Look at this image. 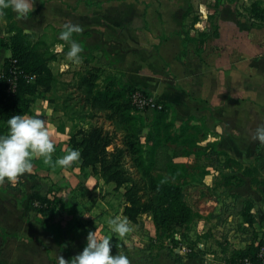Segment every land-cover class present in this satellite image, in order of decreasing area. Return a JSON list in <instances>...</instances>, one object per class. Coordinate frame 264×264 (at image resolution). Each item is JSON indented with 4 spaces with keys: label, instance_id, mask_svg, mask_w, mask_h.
<instances>
[{
    "label": "crops",
    "instance_id": "obj_1",
    "mask_svg": "<svg viewBox=\"0 0 264 264\" xmlns=\"http://www.w3.org/2000/svg\"><path fill=\"white\" fill-rule=\"evenodd\" d=\"M119 1L35 0L32 14L19 21L26 23L34 19L43 27L54 23L50 21L58 14L60 27L68 23L82 27L90 17L77 8L79 3L82 8L101 10ZM150 9L144 6L142 19L125 29L104 23L97 45L122 63L125 81L144 89L156 103H170L176 117L201 112L211 127L210 141L216 142L225 154L222 158L235 163L233 170L243 181L232 182L224 176L218 198L220 210L209 211L204 216L200 232L203 243L196 241L206 248L196 255L205 261L203 264L230 263L253 240L254 246L264 240V143L253 139L254 129L264 125V25H251L237 16L234 5L225 4L217 16V36L206 40L197 52L194 42L183 41L178 35L184 24L182 13L178 22L167 19L166 11L158 10V6ZM52 12L57 13L53 16ZM17 21L11 9L5 10L0 16V37L6 39L8 26L14 24L29 32ZM199 24L195 28L203 31L208 28L206 22L201 28ZM189 33L193 39L197 38L194 30ZM64 46L57 37L54 47ZM9 57V49H0V72ZM62 131L63 127L59 126V132ZM220 170L227 173L230 167ZM13 190L19 193L16 188L0 185V232L12 240L3 244L0 235V263H55L52 253H57L53 249L58 244L45 229L44 220H39L38 212L30 207V196H13ZM34 193L40 194L37 189H31L30 195ZM209 196L208 205L212 207L217 203L214 195ZM245 206H250L254 214L252 228L243 222L241 211ZM239 227L243 233H238ZM214 244H218L217 253L212 252ZM19 245L24 247L19 249Z\"/></svg>",
    "mask_w": 264,
    "mask_h": 264
},
{
    "label": "trees",
    "instance_id": "obj_2",
    "mask_svg": "<svg viewBox=\"0 0 264 264\" xmlns=\"http://www.w3.org/2000/svg\"><path fill=\"white\" fill-rule=\"evenodd\" d=\"M235 1L213 0L212 4L208 0L199 1V4L213 9L208 12L206 21L214 23L209 22V27L203 31L195 28L201 18L192 13V0H186L182 12L183 29L186 20L194 14L187 30H194L197 38L189 36L186 41L194 42L197 52L206 40L217 36L216 20L222 6ZM243 10L245 16L237 9L238 17L255 27L264 25V0H250ZM6 32L9 33L6 39L0 37V49L10 51V57L4 60L0 72V134L7 131L9 117L31 115L37 100H48L47 95L60 90V110L72 122L68 145L69 149L80 152V172L85 174L88 170L105 184H113L115 190L123 189L122 216L135 225L142 216H147L158 240L181 263L184 257L175 253L179 243L177 233L190 226L199 213L188 194L194 185V177L186 164L178 160L202 156L206 161L202 165L217 170L225 154L218 149L216 142L207 141L200 145L198 137L191 132L195 126H189L193 115H189L183 125H177L176 111L170 103L159 102L154 107L139 108L133 102V95L140 92L149 97L150 94L114 74L105 76L100 84L99 69L88 65L71 81L60 82L50 66L57 58L56 54H51L50 47H43V42L34 41L13 25H9ZM97 49L109 65L122 64L104 48L98 46ZM98 117L108 122L112 130L99 124ZM29 205L38 212L39 220H44V227L55 242L63 246V234L71 219L68 204L56 196L34 193ZM241 215L243 222L252 228L254 214L250 206L243 207ZM178 237L183 242L185 236ZM258 245L254 246L253 240L237 252L234 259L255 258Z\"/></svg>",
    "mask_w": 264,
    "mask_h": 264
},
{
    "label": "rangeland",
    "instance_id": "obj_3",
    "mask_svg": "<svg viewBox=\"0 0 264 264\" xmlns=\"http://www.w3.org/2000/svg\"><path fill=\"white\" fill-rule=\"evenodd\" d=\"M199 1L202 0H192V13L199 14L201 18V24L198 25L199 28L203 27L205 22L209 27V24L214 22L206 21L205 16H207L208 12L213 11V9H209L207 5L199 4ZM212 2L213 0H208V3L212 4ZM248 3H250V0H236L229 4L234 5L238 11L242 12L245 16V10L243 9L248 6ZM80 4L81 3L78 4L77 8L81 10L82 14L89 16L90 21L82 26L83 33H74L72 37L75 41L79 43L83 42L87 46L81 54L82 62L79 64L72 63L68 60L67 52L69 51V44L63 41L65 45L63 49L54 47V42L57 40V37H59L60 32L64 30V28L59 25V15L56 14L57 12H52V15L56 14V16L55 19L50 21H53L55 24L51 23L42 27L41 24H37L34 19H30L29 22L26 23L19 20L17 22L30 32L24 33L30 35L36 42H43V47H50L51 54L57 55L56 60L51 64V68L60 82L71 81L73 76L80 69L86 68L89 65L90 67L99 69V83L101 84L105 76L109 74H114L125 81V69L122 64L109 65L102 57L101 52L97 49L99 46L97 45V42H99L97 40L100 38L102 31L101 26L104 25V23H114V27H124L123 29L127 26L129 27L130 24L134 26V22L142 19L144 6L151 8L150 10H154V8L158 6V10L161 9L166 11L167 19L173 21L177 20L179 22L181 13L186 7V0H121L108 4L105 9L101 10L82 8ZM35 14L37 15V13ZM194 14L191 16H194ZM191 16L186 20V28L178 33V35L182 36V39L185 38L183 41H186L190 36L187 28ZM91 19H93V21ZM13 26L19 28L16 24ZM137 71L138 70H135L136 73ZM61 95L62 92L59 90L56 93L47 95L46 98L48 100H37L33 105L32 114L28 115L35 116L39 114L45 120L51 141L56 149L52 154L53 161L65 155L69 150L68 137L71 133L72 122L60 110ZM191 114L193 115V119L190 121L191 125L189 126H195L191 132H194L195 136L198 137L200 141L199 144L204 145L207 141L211 140L208 135H211L212 131H210L211 127L208 125L206 117H204L201 112H192L186 117L185 115H177V125H183L187 117ZM97 121L106 129L112 130L113 127L101 117H98ZM59 126L63 127V133L59 132ZM176 129L178 130V127ZM178 161L185 163L188 172L194 177V185L189 188L188 194L191 204H195L193 206L199 213V217H197L190 226L177 233L178 236H185L182 237L183 242L179 240L178 245L184 244L193 249L190 253L192 254L191 257H185L183 264L186 262L193 263V261L203 264L205 261L198 258V256L203 252L202 250L206 248L204 247V249L195 242L199 240L200 243H203L200 232L204 224V216L208 214L209 211L216 212L220 210L218 198L221 192L220 184L224 180V176H227V179H232V182L243 180L236 175V172L233 170L235 165L227 158H221L217 167L218 172H216L217 170L212 166V169H209L210 167L202 165L203 162L204 164L206 162L202 156L196 159L193 157L190 159L180 158ZM224 164L230 167L227 173L220 170V167ZM4 184L7 187L16 188V190L19 191V193H15V190H13V196H31V189H37L40 194L56 196L68 204V214L71 216V219L63 234V246L56 245L53 249L56 250L57 253H52L55 263L53 261L51 264H59V262H56L59 256L68 260L81 252L86 246V237L90 231H96L98 236H113L111 254L114 255L122 252L128 256L131 264H179L170 252V249L166 248L165 245L162 244V241L158 240L151 220L147 216H142L139 224L135 225L130 223L132 231L124 238H119L111 233L107 223L108 220L114 217L124 219L122 216L123 189L115 190L113 184H105L99 177L89 174L88 170L85 174L81 173L78 161L70 168H63L47 165L43 162L42 158L35 157L32 160V171L30 173H26L12 182L5 181ZM210 194L215 196L214 201L217 203L216 205H212V207L208 205ZM239 231L243 233L241 227L238 228V233ZM0 235L3 239V244L7 240L8 243L12 241L11 239L9 240L4 233L0 232ZM216 242H219V240ZM23 247L24 245H19V249ZM211 249L213 250L212 252L217 253V250H219L218 244H214ZM196 255L198 256L196 257ZM212 262L215 263L213 260ZM222 263L228 262H217V264Z\"/></svg>",
    "mask_w": 264,
    "mask_h": 264
},
{
    "label": "clouds",
    "instance_id": "obj_4",
    "mask_svg": "<svg viewBox=\"0 0 264 264\" xmlns=\"http://www.w3.org/2000/svg\"><path fill=\"white\" fill-rule=\"evenodd\" d=\"M35 0H0V16L5 10L11 9L18 20L27 19L34 10ZM79 24L68 23L60 32L59 39L70 45L67 58L70 62H82L81 54L84 47L75 41L73 34L81 33ZM7 131L0 134V185L5 181L12 182L20 176L32 171V160L35 157L51 166L70 168L80 160V152L69 149L65 155L53 161L52 154L55 145L51 141L45 120L39 115H12L7 119ZM253 139L264 143V125H258L253 131ZM111 233L124 238L132 231L130 222L124 218L114 217L108 220ZM112 237L98 236L96 231H90L86 237V246L81 252L65 260L59 256V264H131L124 253L111 254Z\"/></svg>",
    "mask_w": 264,
    "mask_h": 264
},
{
    "label": "built area",
    "instance_id": "obj_5",
    "mask_svg": "<svg viewBox=\"0 0 264 264\" xmlns=\"http://www.w3.org/2000/svg\"><path fill=\"white\" fill-rule=\"evenodd\" d=\"M13 87V84H12ZM133 102L139 107L144 108L146 106L154 107L157 103L154 102L150 97L141 94L140 92H136L133 95ZM178 240L179 237H176ZM193 251V249L187 247L184 244H180L175 248V253L182 255L183 257L187 256ZM223 264H264V241H262L258 245V250L255 254V258L246 256L242 258H238L230 263H223Z\"/></svg>",
    "mask_w": 264,
    "mask_h": 264
}]
</instances>
